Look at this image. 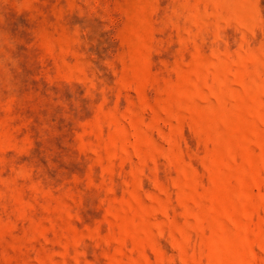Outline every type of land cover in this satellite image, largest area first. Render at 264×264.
<instances>
[{"label": "rangeland", "instance_id": "1", "mask_svg": "<svg viewBox=\"0 0 264 264\" xmlns=\"http://www.w3.org/2000/svg\"><path fill=\"white\" fill-rule=\"evenodd\" d=\"M0 264H264V0H0Z\"/></svg>", "mask_w": 264, "mask_h": 264}]
</instances>
